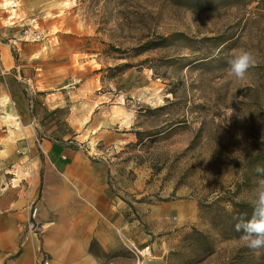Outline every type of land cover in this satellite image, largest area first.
I'll list each match as a JSON object with an SVG mask.
<instances>
[{
	"label": "rangeland",
	"instance_id": "374dc122",
	"mask_svg": "<svg viewBox=\"0 0 264 264\" xmlns=\"http://www.w3.org/2000/svg\"><path fill=\"white\" fill-rule=\"evenodd\" d=\"M23 1L31 14L3 13L0 43L57 106L39 101L41 121L61 128L71 116L70 146L104 189L84 196L74 182L44 218L33 204L20 245L34 238L39 264H51L46 237L58 253L81 252L88 221L89 252L104 264H264L233 219L251 215L246 200L264 166V0ZM237 49L257 59L244 80L227 72ZM13 107L0 100L10 144ZM24 165L10 168L12 184Z\"/></svg>",
	"mask_w": 264,
	"mask_h": 264
},
{
	"label": "crops",
	"instance_id": "0c3cea01",
	"mask_svg": "<svg viewBox=\"0 0 264 264\" xmlns=\"http://www.w3.org/2000/svg\"><path fill=\"white\" fill-rule=\"evenodd\" d=\"M31 11L23 0H0V16L9 13L10 18H25ZM24 75L23 65L9 58L8 46L0 43V100H12L17 120V127L12 130L16 137L11 144L10 128L0 122V264H39L37 242L28 237L20 245L21 234L17 228L29 219L33 204L37 203L44 218L46 214L51 215L50 211L57 210L63 196L74 195V182L80 185L84 196L97 195L104 189L103 174L70 146L71 116L65 119L61 128L49 122L50 119L42 122L41 115L36 111L37 103L44 100L41 105L46 107L47 112L57 106H49V95L44 98L37 96L36 93L43 91L38 88L37 78H26ZM3 108L0 110L1 119L8 114ZM57 134L62 136L64 142L52 139ZM20 162L26 165L23 166V177L15 185L10 181L16 180L10 176V168ZM85 225V249L81 252L65 250L58 253L53 236L50 234L46 237L47 248H54L51 251V264H104L88 249L97 235L92 229L96 223L87 221ZM57 243L64 248L71 245V241L60 239Z\"/></svg>",
	"mask_w": 264,
	"mask_h": 264
},
{
	"label": "clouds",
	"instance_id": "9594fccd",
	"mask_svg": "<svg viewBox=\"0 0 264 264\" xmlns=\"http://www.w3.org/2000/svg\"><path fill=\"white\" fill-rule=\"evenodd\" d=\"M228 75L236 80H244L257 59L250 50H234L228 60ZM255 172L259 178L249 193L246 202L251 207V215L234 216L235 230L240 232L239 240L254 252L264 249V166L257 165Z\"/></svg>",
	"mask_w": 264,
	"mask_h": 264
},
{
	"label": "built area",
	"instance_id": "2783aa9c",
	"mask_svg": "<svg viewBox=\"0 0 264 264\" xmlns=\"http://www.w3.org/2000/svg\"><path fill=\"white\" fill-rule=\"evenodd\" d=\"M36 213H37V209L34 208L31 212V218L30 220L27 222V228L29 232H35L36 230V223H35V218H36ZM46 264V263H45Z\"/></svg>",
	"mask_w": 264,
	"mask_h": 264
}]
</instances>
